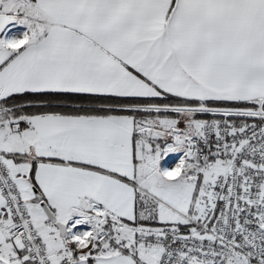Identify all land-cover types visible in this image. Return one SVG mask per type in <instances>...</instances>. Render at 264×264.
Listing matches in <instances>:
<instances>
[{"label": "snow or ice", "instance_id": "snow-or-ice-1", "mask_svg": "<svg viewBox=\"0 0 264 264\" xmlns=\"http://www.w3.org/2000/svg\"><path fill=\"white\" fill-rule=\"evenodd\" d=\"M0 264H264V0H0Z\"/></svg>", "mask_w": 264, "mask_h": 264}]
</instances>
